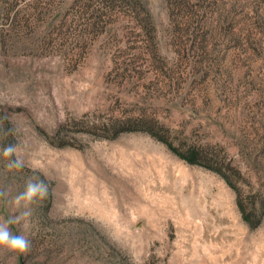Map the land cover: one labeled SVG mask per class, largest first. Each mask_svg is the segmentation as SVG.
<instances>
[{
    "label": "rangeland",
    "instance_id": "374dc122",
    "mask_svg": "<svg viewBox=\"0 0 264 264\" xmlns=\"http://www.w3.org/2000/svg\"><path fill=\"white\" fill-rule=\"evenodd\" d=\"M9 145L0 220L49 195L0 264H264V0H0Z\"/></svg>",
    "mask_w": 264,
    "mask_h": 264
},
{
    "label": "clouds",
    "instance_id": "9594fccd",
    "mask_svg": "<svg viewBox=\"0 0 264 264\" xmlns=\"http://www.w3.org/2000/svg\"><path fill=\"white\" fill-rule=\"evenodd\" d=\"M19 145H9L0 149V153L7 158L6 169L22 170L25 167L24 160L17 154ZM11 195V189H0V197L7 198ZM49 195L48 184L39 176H30L25 181L23 191H19L12 197L13 210L5 220H0V250L11 253L19 258L31 248V241L24 234L29 228L30 218L33 215L32 205L38 200H43ZM16 213H19L16 215ZM21 226V230L13 232L11 226Z\"/></svg>",
    "mask_w": 264,
    "mask_h": 264
},
{
    "label": "trees",
    "instance_id": "16d2710c",
    "mask_svg": "<svg viewBox=\"0 0 264 264\" xmlns=\"http://www.w3.org/2000/svg\"><path fill=\"white\" fill-rule=\"evenodd\" d=\"M169 146L177 155H179L181 158L187 160L189 163H191V164H199V165H203V166L206 165V163H205L203 158L204 157L208 158V155L206 153L203 154L202 153L203 151L201 152V151H198V150L194 149V150L190 151L189 155H184V154H182L180 152V150L174 148L172 144H169ZM208 168L218 172L219 174L224 176L226 178V180H228V182H230L229 178L223 173L222 169H215L214 167H208ZM230 185H231V183H230ZM239 207H240V210L242 211V213L244 215V219L251 224V219H250L249 215H247V211H246L244 205L241 202L239 203ZM256 226L257 225H253V227H256Z\"/></svg>",
    "mask_w": 264,
    "mask_h": 264
}]
</instances>
